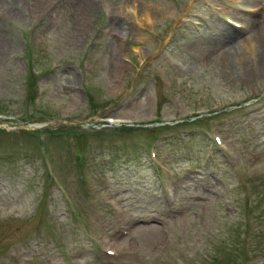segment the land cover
<instances>
[{
    "label": "rangeland",
    "instance_id": "obj_1",
    "mask_svg": "<svg viewBox=\"0 0 264 264\" xmlns=\"http://www.w3.org/2000/svg\"><path fill=\"white\" fill-rule=\"evenodd\" d=\"M85 2L0 0V264H264V0Z\"/></svg>",
    "mask_w": 264,
    "mask_h": 264
},
{
    "label": "bare ground",
    "instance_id": "obj_2",
    "mask_svg": "<svg viewBox=\"0 0 264 264\" xmlns=\"http://www.w3.org/2000/svg\"><path fill=\"white\" fill-rule=\"evenodd\" d=\"M82 3L84 2L83 9H87V7H92L95 5L94 2L86 3V0H81ZM264 6V5H263ZM259 12V11H258ZM256 12V14H258ZM242 14V13H241ZM240 15V14H239ZM259 15V14H258ZM244 16V15H243ZM263 16V13L262 15ZM246 17V16H245ZM251 20V18H248L246 21ZM122 28H128L126 26V22H122L120 24ZM247 25V24H246ZM251 28L246 29L249 31V33H238L235 30H239L238 28L228 27V29L223 30V32L219 35L220 40L225 42V47L223 48L222 53V63L225 66L226 69H238L240 78H251L247 77L248 74V68L246 63V58L243 56L242 52L239 50V47H241V43L246 42L248 40L249 42H252L256 44L258 56L260 58V64L259 68H261V72L264 73V29L262 30L261 27H258L256 24L252 23ZM246 27V26H245ZM219 28V27H218ZM235 29V30H234ZM244 34V35H243ZM250 63H251V72H252V57L251 53H249Z\"/></svg>",
    "mask_w": 264,
    "mask_h": 264
}]
</instances>
